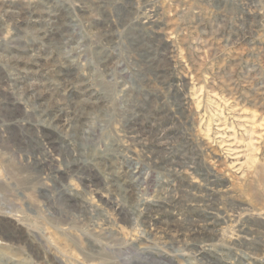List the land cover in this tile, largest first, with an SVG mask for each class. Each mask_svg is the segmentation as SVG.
Wrapping results in <instances>:
<instances>
[{"label": "rangeland", "instance_id": "rangeland-1", "mask_svg": "<svg viewBox=\"0 0 264 264\" xmlns=\"http://www.w3.org/2000/svg\"><path fill=\"white\" fill-rule=\"evenodd\" d=\"M123 1L0 0V264H264V0Z\"/></svg>", "mask_w": 264, "mask_h": 264}, {"label": "bare ground", "instance_id": "bare-ground-1", "mask_svg": "<svg viewBox=\"0 0 264 264\" xmlns=\"http://www.w3.org/2000/svg\"><path fill=\"white\" fill-rule=\"evenodd\" d=\"M123 1V0H122ZM246 1H248V0H246ZM104 2V1H103ZM115 3V2H114ZM123 4L122 5H124L126 2H122ZM116 4V3H115ZM247 4V3H246ZM106 5V4H105ZM240 5V4H239ZM242 5V4H241ZM250 5V4H249ZM248 6V5H247ZM249 8V7H248ZM252 11V10H251ZM254 11V10H253ZM252 11V12H253ZM152 12V11H151ZM155 12V11H154ZM27 13H28V10L26 11H24V16H23V14L21 15V17H20V20H19V22H18V25H19V27L21 26V25H23V24H25L26 23V20L28 19V15H27ZM153 13V12H152ZM120 14V13H119ZM253 14H256V13H253ZM109 15V14H108ZM252 15V14H251ZM13 16V15H12ZM55 17H58V16H55ZM59 18V17H58ZM61 18V17H60ZM143 19V18H142ZM147 19H148V22H146L147 24H149V26L151 27V28H156V26L158 25V24H160V23H158L156 20H155V16H152L151 15V13H150V15L147 17ZM162 19V18H161ZM199 19V18H198ZM58 21V20H57ZM54 22V21H53ZM113 22V21H112ZM13 23V22H12ZM55 23V22H54ZM16 26V25H15ZM61 26V25H60ZM64 27V26H63ZM108 27V26H107ZM138 27V26H137ZM159 27V26H158ZM263 27V26H262ZM109 28V27H108ZM261 28V27H260ZM264 28V27H263ZM160 29V28H159ZM63 30V29H62ZM107 30V29H106ZM55 31V30H54ZM110 33V32H109ZM108 34V33H107ZM56 35H58V34H56ZM45 37L47 38V39H49V40H56L55 39V37L53 36V34H51V35H49L48 33L45 35ZM64 37V36H63ZM60 38V37H59ZM65 38V37H64ZM61 39H63V38H61ZM106 41H109V40H111V39H109L108 37L105 39ZM149 51V50H148ZM10 60V59H9ZM104 60H106V59H104ZM107 62H109V61H107ZM173 64V63H172ZM56 65V64H55ZM54 66V65H53ZM159 66V65H158ZM49 68V67H48ZM60 74V73H59ZM68 75V74H67ZM145 75V74H144ZM187 75V74H186ZM5 76V75H4ZM3 76V77H4ZM156 76V75H155ZM157 76H159V75H157ZM65 77V76H64ZM171 77V76H170ZM169 77V78H170ZM67 78V77H66ZM4 79V78H3ZM166 79V78H165ZM65 80V79H64ZM6 81L7 80H5V83H6ZM167 81V80H166ZM8 82H9V84H10V82H11V80H8ZM9 84H6V92H10L9 90H11V88L8 86ZM184 84V83H183ZM11 85V84H10ZM177 85V84H176ZM8 86V87H7ZM15 87H16V83H15ZM174 87H176L175 85H174ZM67 88V87H66ZM2 89V88H1ZM4 89V88H3ZM2 89V90H3ZM169 89H171V88H169ZM175 90V89H174ZM180 90V89H179ZM1 91V90H0ZM182 91V90H181ZM6 94V93H5ZM12 94V93H11ZM10 94V95H11ZM9 95V94H8ZM171 96V95H170ZM15 98V97H14ZM92 98V97H91ZM4 99V98H3ZM1 100V99H0ZM68 100L69 101H71L70 99H69V97H68ZM57 104V103H56ZM2 105V104H1ZM8 105V104H7ZM97 105V104H96ZM49 106H51V105H49ZM57 106V105H56ZM61 106V105H60ZM66 106V105H65ZM99 107V106H98ZM5 108H6V106H5ZM29 108V107H28ZM8 111H11V110H9V108L7 107L6 108ZM35 109V108H34ZM50 109V108H49ZM67 109V108H66ZM23 110V109H22ZM63 110V108L61 107L58 111H62ZM17 111V110H16ZM15 111V112H16ZM68 111V110H67ZM52 112V111H51ZM38 113V112H37ZM185 113V112H184ZM49 114V113H48ZM55 114H56V112H55ZM57 114H59V113H57ZM65 114V113H64ZM28 115V118L30 119V118H35V114H27ZM37 115V114H36ZM51 115H52V113H51ZM54 115V114H53ZM52 115V117H53V122L51 123V127L52 128H55V129H63V130H65V128H68V129H73V124L71 123V121H69L70 123L69 124H67V120H65L66 122L64 123V124H62L61 125V122H59V118L61 117V115L59 116V117H57V115H56V117H55V115L53 116ZM50 117V116H49ZM27 118V119H28ZM56 119H58V121L56 120ZM43 121V120H42ZM47 121V120H46ZM135 122V121H134ZM41 124V123H40ZM68 126V127H67ZM142 126V125H141ZM135 130V129H134ZM157 134V133H156ZM74 136L76 137L77 136V132L76 133H74ZM39 137V136H38ZM138 137V136H137ZM41 138H42V136H41ZM140 138V137H139ZM40 139V138H39ZM46 141V140H45ZM51 142V141H50ZM43 143V142H42ZM49 143V142H48ZM53 146V145H52ZM128 146H130V145H128ZM55 147V146H54ZM49 148H50V146H49ZM57 149V148H56ZM69 149V150H68ZM81 150V149H80ZM53 151H54V149H53ZM51 152L52 154L54 153V152ZM79 151V150H78ZM193 151V150H192ZM49 153V151H48V149H46V155L45 156H47V154ZM127 154V153H126ZM155 154V153H154ZM66 155H67V158H69V159H71V160H73L74 162H73V164H72V166L73 165H75V166H79V165H81V164H83V165H85L87 168H89V167H92V168H94V167H96V166H99V167H101V168H104L106 171H111L112 172V170L114 169V165H113V162H109V161H104V162H102V161H100V162H96V160L94 159V157L93 156H88V155H86V157L87 158H85V154H84V157H83V153H82V151H80V152H77V151H75V149H73V147L70 145V144H68V145H66ZM104 155V154H103ZM128 156V155H127ZM42 157V156H41ZM53 157L54 156H52V159H53ZM89 157H93V158H89ZM103 157V156H102ZM169 157V156H168ZM100 158V157H99ZM132 158V157H131ZM51 159V158H50ZM86 159V160H85ZM101 159V158H100ZM147 160V159H146ZM54 161V160H53ZM152 161V160H151ZM38 162V161H37ZM149 163V162H148ZM38 164V163H37ZM39 164L40 165H42V163L41 162H39ZM153 164V163H152ZM152 164H151V166H152ZM178 164V163H177ZM82 165V166H83ZM69 166H71V165H69L68 163H67V165H66V167H67V170L64 172H54V174H55V177H54V181L53 182H55V185L58 187V189L60 188V187H63V182L61 181V178H64V177H66V176H68V175H71V173H72V171H73V169H72V166H71V170H70V167ZM82 166H80V167H82ZM161 167V166H160ZM41 168H43V167H41ZM85 168V167H84ZM100 168V169H101ZM49 169V168H48ZM74 169H75V167H74ZM80 169V168H79ZM119 169H121V168H119ZM81 170V169H80ZM74 171H76V170H74ZM83 171V170H82ZM114 171V170H113ZM80 172V171H79ZM78 172V173H79ZM89 172V171H88ZM90 172H91V170H90ZM175 172V171H174ZM113 173H115V172H113ZM128 173V172H127ZM114 175V174H113ZM126 175V174H125ZM124 175V176H125ZM133 178V177H132ZM124 181V180H123ZM104 182V181H103ZM90 184V183H89ZM103 184V183H102ZM105 185V184H104ZM122 185V184H121ZM101 186V185H100ZM117 186V185H116ZM116 186L114 187V188H116ZM100 188V187H99ZM103 188V187H102ZM135 188H136V184L135 185H133V182L132 181H130L129 179L126 181L125 180V182L123 183V185L122 186H120V187H118V189H116L115 190V193L117 194V196H119V197H121L122 199H124L126 202H129V203H131V204H133L134 202H135V199H134V195H135ZM60 190H61V188H60ZM62 190L63 191H61V194L62 193H66V194H68V196L70 197L71 195L69 194V192H68V190H64L63 188H62ZM113 195V194H112ZM111 196V195H110ZM116 196V195H115ZM74 197V196H73ZM103 199V198H102ZM112 199V198H111ZM111 199H108V198H106V202L105 203H107V204H111L110 206H112L113 208H114V206L115 205H117V204H115V202L113 203V204H115V205H113L112 203H109V201L111 200ZM116 199V198H115ZM113 200V199H112ZM118 200V199H117ZM117 200H115V201H117ZM114 201V200H113ZM118 203V202H117ZM120 203V202H119ZM136 203V202H135ZM136 205V204H135ZM151 205H152V203L149 201V203H147V205H140V206H143V208L145 209L146 208V206H149V207H151ZM118 206V205H117ZM119 206H121V205H119ZM118 206V207H119ZM130 206V205H129ZM138 206V205H137ZM85 207V206H84ZM83 207V208H84ZM153 207L155 208V209H157L156 207H157V205L156 204H154L153 206H152V208H150V209H152L153 210ZM91 208V207H90ZM126 208V207H125ZM87 209V208H86ZM88 210L89 209H87L86 210V212L88 213ZM91 210H93V209H91ZM117 210V209H116ZM118 210H119V208H118ZM148 210V209H147ZM159 210V209H158ZM82 211V210H81ZM123 211V210H122ZM131 211H133V210H131ZM90 212H92V211H90ZM82 214H84V213H82ZM90 213H88V215H89ZM87 217V216H86ZM89 217V216H88ZM194 219V218H193ZM88 220H89V218H88Z\"/></svg>", "mask_w": 264, "mask_h": 264}]
</instances>
